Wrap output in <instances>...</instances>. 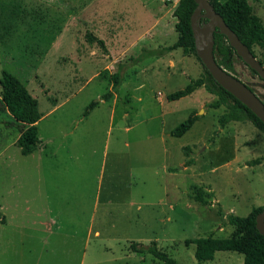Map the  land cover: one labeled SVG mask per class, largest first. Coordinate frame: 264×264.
Wrapping results in <instances>:
<instances>
[{
    "label": "rangeland",
    "instance_id": "374dc122",
    "mask_svg": "<svg viewBox=\"0 0 264 264\" xmlns=\"http://www.w3.org/2000/svg\"><path fill=\"white\" fill-rule=\"evenodd\" d=\"M150 1L0 0V74L18 77L42 114L29 155L16 144V125L6 123L11 116L0 118V264H163L129 249L153 240L182 264H242L243 255L229 250L198 261L192 241L229 237L227 214L264 205V134L248 121L221 127L227 109L210 107L216 96L203 87L166 99L202 66L180 48L160 59L142 51L177 37L175 0H158L161 21L144 31L154 16L144 9ZM248 3L264 25V0ZM119 19L130 30L121 37ZM88 31L106 50L86 42ZM253 50L264 64V49ZM234 68L264 103V80L239 59ZM116 71L126 80L104 100ZM193 111L190 129L172 136ZM256 157L259 164H247ZM199 190L205 204L193 198Z\"/></svg>",
    "mask_w": 264,
    "mask_h": 264
},
{
    "label": "trees",
    "instance_id": "16d2710c",
    "mask_svg": "<svg viewBox=\"0 0 264 264\" xmlns=\"http://www.w3.org/2000/svg\"><path fill=\"white\" fill-rule=\"evenodd\" d=\"M209 2L223 18L226 25L249 48L256 58L253 47L259 46L264 49V25L261 19L253 12L248 0H209ZM195 7L196 3L194 0H177L172 9V15L176 19L174 29L177 37L175 42L161 47L157 51L142 49L144 52L151 53L153 57H160L172 49L180 48L184 54L192 53L202 66L200 76L191 79L183 88L168 93L166 99L168 101L177 100L191 94L199 87H203L207 92L216 96L215 100L209 104L210 107L218 108L224 106L227 109L218 117V123L221 127H224L231 121H248L264 134V123L243 103L220 86L197 57L190 26V15ZM84 38L88 44L95 43L106 50L104 41L91 32H86ZM213 40V55L215 61L227 72L234 73V62L237 59H241L237 56L234 48L229 45L225 35L215 30ZM258 61L264 67L263 62L261 60ZM249 70L253 74H256L254 70L250 68ZM122 80L118 71L112 73V89L104 93L102 98L104 100L109 99L112 96V92L117 90ZM97 104L98 101H91L85 108L83 116H86L89 110ZM5 112L12 118L6 123L15 124L18 129L19 135L16 144L19 147L20 153L22 155L33 153L39 142L37 137V122L41 117V112L38 109V101L29 93L18 77L2 69L0 74V118ZM196 120L197 116L195 111H193L186 119L174 126L170 130V134L175 137L182 136ZM182 150L185 154L190 153L188 146H184ZM262 159L263 157H256L247 161V164H259ZM190 162L189 159L187 164H190ZM193 198L200 203H206L200 190L193 195ZM263 208L264 205L252 207L250 212L245 216H237L232 213L227 214L228 224L234 227L233 234L229 237H214L208 235L195 238L192 241L195 245L194 257L198 261H206L213 259L216 251L229 250L243 255L242 264H264V236L255 227V217ZM4 221L5 218L0 217V223ZM129 249L134 252H147L154 258L162 261L163 264H182L158 248L154 240L150 241L147 245L132 242L129 244Z\"/></svg>",
    "mask_w": 264,
    "mask_h": 264
},
{
    "label": "water",
    "instance_id": "95a60500",
    "mask_svg": "<svg viewBox=\"0 0 264 264\" xmlns=\"http://www.w3.org/2000/svg\"><path fill=\"white\" fill-rule=\"evenodd\" d=\"M196 7L190 15V26L194 39L197 57L208 70L212 78L236 99L250 109L264 123V103L241 80L227 72L217 64L213 55V33L218 31L225 35L229 45L234 48L237 56L259 78L264 80V67L243 44L237 35L226 25L209 0H194ZM255 227L264 236V208L255 217Z\"/></svg>",
    "mask_w": 264,
    "mask_h": 264
},
{
    "label": "crops",
    "instance_id": "0c3cea01",
    "mask_svg": "<svg viewBox=\"0 0 264 264\" xmlns=\"http://www.w3.org/2000/svg\"><path fill=\"white\" fill-rule=\"evenodd\" d=\"M176 1L177 0H175L174 1V3H172L171 4V6H169V11L170 12H172V8H173V6H174V4L176 3ZM145 5V4H144ZM150 8H148V6H146V7H144V9L146 10V12L148 13V14H150L151 12L152 13H154V16H152V18H151V23L147 26V28L146 29H144V31L145 30H152L153 31V29H155L158 25H159V23H160V21H161V15L163 14V12H165V8H162L163 6H161V4L159 3V1L158 0H151L150 1ZM159 7L160 8H162L163 9V11L162 12H160V10L161 9H159ZM156 12V13H155ZM117 22H118V24H117V26H115V32H116V35L117 36H119V37H121L123 34H125V33H127L128 31H130L129 30V28L127 27V25L126 24H123L122 23V20H117ZM140 37V36H139ZM137 39V38H136ZM136 41V40H135ZM135 41H132L131 43H129L128 45H127V47L126 48H124V49H122L119 53H122L123 51H125V50H127L132 44H134V42ZM130 45V46H129ZM143 49V48H142ZM173 50V49H172ZM172 50H170L169 52H167L166 54H169V53H171V51ZM161 57H164V55H162V56H160V57H153L154 59H160ZM119 72V71H118ZM120 73V72H119ZM125 78L121 81V83L122 82H124L125 80H126V76H124ZM125 84H127V83H125ZM119 86H120V84L118 85V87H117V90L116 91H113V93H116L117 91H118V88H119ZM111 89H112V87H111ZM160 98V97H159ZM41 117H42V114H41ZM40 117V118H41ZM125 119V118H124ZM40 120V119H39ZM124 125V124H123ZM124 130H131L130 129V125H127V126H125L124 127ZM37 148V147H36ZM35 151H36V149H35ZM50 229H52V228H50ZM96 233H98V232H96Z\"/></svg>",
    "mask_w": 264,
    "mask_h": 264
}]
</instances>
